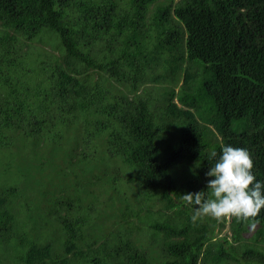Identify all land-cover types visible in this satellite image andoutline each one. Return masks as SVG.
<instances>
[{
	"label": "trees",
	"instance_id": "obj_1",
	"mask_svg": "<svg viewBox=\"0 0 264 264\" xmlns=\"http://www.w3.org/2000/svg\"><path fill=\"white\" fill-rule=\"evenodd\" d=\"M225 145L264 181V0H0V264H264L182 200Z\"/></svg>",
	"mask_w": 264,
	"mask_h": 264
},
{
	"label": "clouds",
	"instance_id": "obj_2",
	"mask_svg": "<svg viewBox=\"0 0 264 264\" xmlns=\"http://www.w3.org/2000/svg\"><path fill=\"white\" fill-rule=\"evenodd\" d=\"M214 164L205 173L207 197L202 192L182 196L187 205H194L191 220L202 217L219 220L225 216L239 219L255 217L264 208V181L257 180L252 173L253 163L246 148L225 145L211 152Z\"/></svg>",
	"mask_w": 264,
	"mask_h": 264
},
{
	"label": "rangeland",
	"instance_id": "obj_3",
	"mask_svg": "<svg viewBox=\"0 0 264 264\" xmlns=\"http://www.w3.org/2000/svg\"><path fill=\"white\" fill-rule=\"evenodd\" d=\"M21 156H22V152L19 153L18 159L16 160V162L13 165L9 164L10 165V168L7 170L8 175H9V179L5 180V178L2 177V182L4 183L3 185L7 184V186H9V185L17 186L18 187V191L20 190V187L19 186H21V189L24 191L26 189V183L24 181V178H22L20 180L18 177H16L14 175V171H16V170H21L22 171L23 170V172L26 175H28V174L31 173L30 171L33 168V165H31L29 163L23 165L22 160H20V157ZM6 164H8V163L6 162ZM6 169H7V166H6ZM1 172L2 171H0V174H1ZM0 178H1V176H0ZM9 183H11V184H9ZM20 194H22V193H20ZM17 195H18V193H17ZM28 201H29V204H28ZM21 202H22L23 207L25 208L26 206H30L31 202H35V200H33V199L32 200H29V199L26 200V199L21 198V197L18 196V197H16V200H15L14 204L16 206H18ZM39 203L40 202L34 203V206H38L40 208V204ZM42 207H44L46 209L47 208V205H43L42 204ZM229 218H230V216H228V220H230ZM51 225H52V223H50V228L52 229L53 227ZM219 229H220L219 227H216V230H215V233H214L215 239L213 240V243L215 241L222 240L224 237L225 238L227 237L228 241L231 244L224 242L223 243V247H224L223 249H224V251L226 253H229L231 251V249H230L229 246L236 245L237 244V243L233 242V240H232V234L233 233H232L231 229L229 228V222L226 224V226H225L224 229H222V230L221 229L219 230ZM49 235H50V233L48 234V236ZM250 236H251V234H245V237H250ZM208 248H209V251L211 250L210 251L211 252L210 255H212V258H213V256L216 255V253L218 252L219 247H214L212 245V243H209V247ZM239 259H242V258H239ZM240 261H242V260H240Z\"/></svg>",
	"mask_w": 264,
	"mask_h": 264
}]
</instances>
